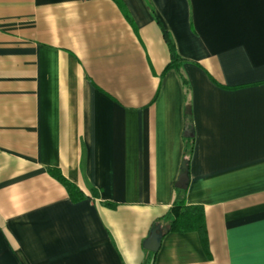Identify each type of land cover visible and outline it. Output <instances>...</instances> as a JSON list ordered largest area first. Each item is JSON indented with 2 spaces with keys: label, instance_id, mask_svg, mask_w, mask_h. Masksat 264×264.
Instances as JSON below:
<instances>
[{
  "label": "crops",
  "instance_id": "0c3cea01",
  "mask_svg": "<svg viewBox=\"0 0 264 264\" xmlns=\"http://www.w3.org/2000/svg\"><path fill=\"white\" fill-rule=\"evenodd\" d=\"M0 264H264V0H0Z\"/></svg>",
  "mask_w": 264,
  "mask_h": 264
},
{
  "label": "trees",
  "instance_id": "16d2710c",
  "mask_svg": "<svg viewBox=\"0 0 264 264\" xmlns=\"http://www.w3.org/2000/svg\"><path fill=\"white\" fill-rule=\"evenodd\" d=\"M165 38L167 40V44L171 53V61L167 65L165 72L171 69H175L176 71L180 72L181 65L185 60L178 55L173 41L166 35ZM181 81L186 89L188 87V82L182 75H181ZM191 149H192V138L191 136L185 137L184 161H186L187 163V169L189 164L188 152L190 153ZM50 174L66 188L73 202H79L86 198V196L81 191V189L75 183L71 182L65 176H63L58 169L50 170ZM107 205L111 208L116 207V205L113 203H107ZM163 223L168 231L199 232L203 244L207 246L208 239H207L204 208L202 206H197V205L195 206L188 205L186 201V190L176 188V198L174 204L171 208V211L163 219ZM159 224H161V222Z\"/></svg>",
  "mask_w": 264,
  "mask_h": 264
},
{
  "label": "water",
  "instance_id": "95a60500",
  "mask_svg": "<svg viewBox=\"0 0 264 264\" xmlns=\"http://www.w3.org/2000/svg\"><path fill=\"white\" fill-rule=\"evenodd\" d=\"M189 182V176H188V169H187V163L184 161L182 166V171L179 175V179L176 183L177 188L185 190L187 189V185ZM163 230L160 226L155 227L151 233L150 236L144 241L143 247L150 251V252H157L160 244L161 239L163 237Z\"/></svg>",
  "mask_w": 264,
  "mask_h": 264
}]
</instances>
